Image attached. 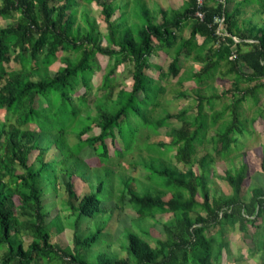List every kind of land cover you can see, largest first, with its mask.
<instances>
[{
    "label": "trees",
    "instance_id": "obj_1",
    "mask_svg": "<svg viewBox=\"0 0 264 264\" xmlns=\"http://www.w3.org/2000/svg\"><path fill=\"white\" fill-rule=\"evenodd\" d=\"M80 1L100 5L110 47L102 45L98 23L86 11L81 13L84 25L77 24ZM229 1L204 0L201 4L186 0L183 9L159 7L155 12L148 7L143 12L148 21L133 31L122 16L112 20L117 10L125 11L126 6L115 3L114 7L109 0H0V18L12 20L6 26L0 24V112L11 114L8 121H0V264H222L229 246L228 230L237 229L242 233L253 230L252 238L264 255L263 189H254L251 199L245 200L247 175L244 170L236 174L227 170L225 179L233 193L215 198L207 177L212 160L205 156L197 161L195 157L197 145L221 120L214 149L222 156L229 152L239 140L236 136L245 133L242 106L249 100L258 103L264 92V26H253L251 20L240 23L244 8L258 4L262 11L264 0H241L232 8ZM159 15L161 22L156 21ZM218 18L224 19L223 34L218 33ZM186 28L188 35L183 34ZM62 52L72 55L63 57L64 66L51 73L53 59ZM163 52L172 57L166 76L179 77L181 57L187 54L201 68L181 82L191 79L204 83L224 65V73L234 76L236 87L221 95H197L195 114L183 110L153 118L149 107L156 108L164 89L148 70L153 67L152 56ZM100 57L110 59L112 66L100 87L102 95L90 104L93 76L101 69ZM12 63L20 68L8 70ZM123 64L132 65L133 84L130 90L121 88L114 97L118 87L115 74ZM242 83L249 86L240 87ZM77 88L83 92L75 98ZM228 95L231 103L210 117L205 106H213ZM179 96L190 97L184 91ZM259 117L264 119V112ZM172 120L181 126L171 127ZM163 127H171L170 142L138 143L141 128L157 134ZM129 133L131 138L127 139ZM41 136L45 138L42 144L38 142ZM117 138L123 147L113 153L110 144L116 145ZM54 146L61 157L58 161L48 157ZM140 150L153 154L149 161L140 163L148 172V181L171 194L155 197L149 190L139 189L138 179L121 174L119 207L131 204L142 220L160 208L174 213L175 222L164 225L166 238L155 239L156 246L149 241L152 234L148 230L143 231L147 237L127 230V257L102 253L97 262H91L87 251L102 239L106 226L95 224L83 235L80 223L84 218L104 215L103 203L120 190L114 186V178L112 193L105 199L106 181L98 170L91 193L80 198L76 179L82 178L94 159L99 162L97 169L105 168L108 177L115 173L111 167L115 158ZM87 151L95 156L85 159ZM170 152H175L183 170L172 164ZM138 166L132 164L135 170ZM262 169L264 172V154ZM59 179L68 196L62 200L64 210L70 211L66 218L74 217L72 247L55 241L66 230L65 218L59 211L52 217L46 202L45 185L56 191ZM199 193L202 203L197 199ZM199 207L205 215L196 213Z\"/></svg>",
    "mask_w": 264,
    "mask_h": 264
},
{
    "label": "rangeland",
    "instance_id": "obj_2",
    "mask_svg": "<svg viewBox=\"0 0 264 264\" xmlns=\"http://www.w3.org/2000/svg\"><path fill=\"white\" fill-rule=\"evenodd\" d=\"M103 1V0H102ZM118 5L126 6V10L121 11L117 10V13L114 15L112 20H118L121 18L125 23H128L133 31L138 30V27L147 22L148 19L144 16L143 12L148 8L151 12H155L157 8L170 10H180L183 9L186 0H109ZM241 0H230L229 7L232 8L234 3ZM159 3V4H158ZM158 4V5H155ZM148 5V6H147ZM86 11V13L94 18L99 26L101 33V39L103 41L102 45L110 47L111 44L107 42V35L109 33L108 26L104 20L102 14V9L97 2L86 3L85 1H80L78 6L77 13V24L84 25L81 13ZM253 23V26H264V10L260 11V6L258 4H252L244 8V13L240 18L241 25H244V21H249ZM156 21L161 22L162 19L160 15L157 17ZM12 23V20H3L0 18V24L3 26ZM185 35V32L183 33ZM187 33L186 35H188ZM199 44L203 43V38H198ZM68 55H72L71 52H62L60 56L53 59V63L50 67V72L55 73L58 69L64 66L62 58ZM172 57L167 53H157L152 56L151 62L153 67L148 70V74L155 79V83H158L164 91L158 97V105L154 109L153 106H150L152 110L153 118L162 117L166 113H179L183 110H188L189 114H195L197 112V95L203 96H212V95H221L225 91L235 88L236 82L233 75L225 74L226 67L223 65L221 71L216 73L213 78H210L208 81L197 84L194 80H185L181 82V78H191L193 73L197 71L201 64L197 63L192 55L183 54L181 57V67L182 72L179 77H174L172 75H165L167 73ZM99 63L101 69L97 70L93 76L91 83L92 93L90 95V104H93L94 100L102 95L100 89L104 76L106 72L111 68L112 61L107 57H100ZM158 66V67H157ZM8 70L19 69L20 65L12 63L7 67ZM132 65L123 64L121 65L115 74V82L118 87L115 90L116 97L117 93L121 88H126L127 90L131 89L133 84L132 79ZM163 75V77H161ZM38 79V78H37ZM240 87H247L249 84L242 83L239 84ZM184 91L190 97L183 98L179 96V92ZM83 92V88H77L75 98H77L80 93ZM143 94H140L142 98ZM232 101V97L229 95L224 99L216 100L213 106H205L206 113L211 117L215 112L224 110ZM264 112V92L259 95V102L255 103L254 100H249L242 106V114L247 121L245 125V133L243 135H237L239 138L238 142L232 146V149L229 152H226L223 156L218 155L215 152V133L219 128V124L223 122L221 120L218 124H215L210 127L207 132L206 137L204 138L201 144L197 145L196 160L199 161L202 157L208 156L209 160H212L211 166L207 171L208 185L211 191V194L215 198H225L232 195L233 191L228 182L225 179V173L227 170H232L235 174L240 173L244 170L247 175L245 183V194L244 199L249 201L252 197V192L256 188H261L264 191V172L262 169V161L264 154V119L260 118V113ZM85 115V113H83ZM11 117V114H7L5 111L0 112V121H8ZM226 117H229V112L226 113ZM256 119L255 123L253 121ZM138 121L137 119H135ZM245 122V121H244ZM246 124V123H245ZM133 126V125H132ZM181 122L177 120L171 121V127H180ZM135 126H133L134 128ZM171 127L160 128L158 133H154L150 129L141 128L138 135V143L142 144L147 141L148 143H168L170 142L169 132ZM96 132V131H95ZM94 133V131L92 132ZM90 133V134H92ZM87 135L84 137L86 138ZM131 138V134L127 135V139ZM117 144H110V149L114 153L115 149H121L123 144L119 138H117ZM41 144L45 142L44 137H40L39 141ZM89 154H86L85 159L95 156L91 151H87ZM59 152L56 151L55 146L49 151V160H60ZM151 154L148 150L134 151L132 153H127L125 157L120 159L115 158L111 167L115 170V173L112 171L110 176H106V169L101 168L97 169L99 162L97 159L91 160L89 163V168L84 172V175L76 179V193L82 198L91 193L92 188L91 184H94L95 174L98 170L102 171V179L106 181V190L104 191V198L107 199L112 193L113 179L114 186L117 187L119 191H115L114 196H112L108 201L103 203V208L106 210L104 215H101L99 218L89 219L84 218L80 223L81 233L86 235L89 233V230L94 229V225L106 226L105 233L100 241H98L94 246H92L87 251V257L91 262H97L99 255L102 253H107L109 255L116 254L121 258L127 257V238L126 231L133 230L143 234L144 230H148L152 236L148 237L149 241L153 246H156L155 239H165L166 233L164 230V225L166 223H174L175 216L174 213H164L162 209L158 208L155 212V215L149 217L145 220H142L139 215L136 213L131 204L125 203L122 207H119L118 197L121 193V187L119 182V175L124 174L127 176H133L139 180L138 187L139 189L149 190L155 197H164L168 198L170 192L161 187H156L152 185L147 179V171L140 164L142 160L149 161ZM175 152H170L169 157L173 161V165L176 166L179 170H183V164H179L175 157ZM33 160V164L37 167V163ZM133 163L139 164L138 169L132 167ZM195 170L199 173L200 166L199 163L196 164ZM83 173V172H82ZM119 173V174H118ZM88 182H85L87 181ZM57 190L55 191L53 187L46 186V202L51 216L54 217L59 211L64 217V223L66 230L55 238V241L59 242L63 246H73V236L75 231L74 217L66 218L70 213L68 210H64L62 204L63 199H67L68 196L65 192V187L62 179H59L57 182ZM137 186V185H136ZM121 188V189H120ZM199 202H203L202 196L199 193L197 196ZM16 205L19 204L18 198H14ZM15 205V206H16ZM199 212L205 215V212L199 207L196 213ZM195 213V214H196ZM106 215V216H105ZM110 218V219H109ZM108 221V223L104 222ZM252 231L250 230L246 233H242L239 229L235 231L228 230V240L229 246L226 248L224 259L222 264H264V255L258 251L257 243L252 238ZM145 237H147L145 235ZM28 244V242H27ZM26 244V245H27ZM2 251L0 249V255Z\"/></svg>",
    "mask_w": 264,
    "mask_h": 264
},
{
    "label": "built area",
    "instance_id": "obj_3",
    "mask_svg": "<svg viewBox=\"0 0 264 264\" xmlns=\"http://www.w3.org/2000/svg\"><path fill=\"white\" fill-rule=\"evenodd\" d=\"M199 1L201 4L204 2V0H199ZM223 21H224V19H219V18L216 20V22L220 24L219 32H218L219 34H223V30L220 29L222 27Z\"/></svg>",
    "mask_w": 264,
    "mask_h": 264
},
{
    "label": "crops",
    "instance_id": "obj_4",
    "mask_svg": "<svg viewBox=\"0 0 264 264\" xmlns=\"http://www.w3.org/2000/svg\"><path fill=\"white\" fill-rule=\"evenodd\" d=\"M159 4V3H158ZM162 8V7H161ZM165 10V9H164ZM158 22V21H157ZM186 31H185V35L187 34V33H189V29L188 28H186L185 29Z\"/></svg>",
    "mask_w": 264,
    "mask_h": 264
}]
</instances>
